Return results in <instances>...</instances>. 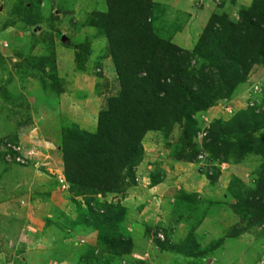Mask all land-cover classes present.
Instances as JSON below:
<instances>
[{"label": "rangeland", "instance_id": "1", "mask_svg": "<svg viewBox=\"0 0 264 264\" xmlns=\"http://www.w3.org/2000/svg\"><path fill=\"white\" fill-rule=\"evenodd\" d=\"M151 1L156 37L189 51L211 15L237 22L252 2ZM107 12L106 0H0V264H264V218L241 203L264 169V63L229 93L193 84L207 104L181 120L185 102L173 97L163 129L138 146L134 177L115 190L82 192L65 180L64 132H94L120 90L99 15ZM184 64L194 76L219 74L196 55ZM243 118L252 149L212 156L201 135L229 124L235 143ZM185 130L199 149L189 161L175 157Z\"/></svg>", "mask_w": 264, "mask_h": 264}, {"label": "trees", "instance_id": "2", "mask_svg": "<svg viewBox=\"0 0 264 264\" xmlns=\"http://www.w3.org/2000/svg\"><path fill=\"white\" fill-rule=\"evenodd\" d=\"M106 2L108 12L99 15L105 22L107 50L120 90L108 97L106 106L98 112L94 132L81 134L66 129L60 148L65 180L82 192L113 191L124 177H134L138 146L147 131L163 129L172 116L166 113L173 97L180 94L185 102L175 115L181 120L183 115L207 104L197 101L191 90L193 84L206 89L209 83L211 89L219 84L229 93L246 80L254 63H264V0H252L249 7L239 11L237 22L211 15L192 51L156 37L148 19L153 1ZM193 55L218 70L216 79L205 71L201 75L197 71L196 76L189 71L184 63ZM257 116L264 118V110ZM247 121L246 118L237 121L238 130L233 134L239 140L235 143L227 141L225 135L231 125L210 127L202 136L206 150L224 161L229 151L240 155L249 150L251 145L245 140L251 135L247 132ZM184 132L187 136L175 157L196 159L199 149L191 142V134ZM258 176L257 187L241 198L249 213L258 211L253 220L264 218L263 168Z\"/></svg>", "mask_w": 264, "mask_h": 264}, {"label": "built area", "instance_id": "3", "mask_svg": "<svg viewBox=\"0 0 264 264\" xmlns=\"http://www.w3.org/2000/svg\"><path fill=\"white\" fill-rule=\"evenodd\" d=\"M205 134V133H204ZM201 137H202V135H201Z\"/></svg>", "mask_w": 264, "mask_h": 264}, {"label": "crops", "instance_id": "4", "mask_svg": "<svg viewBox=\"0 0 264 264\" xmlns=\"http://www.w3.org/2000/svg\"><path fill=\"white\" fill-rule=\"evenodd\" d=\"M174 8V7H173Z\"/></svg>", "mask_w": 264, "mask_h": 264}]
</instances>
